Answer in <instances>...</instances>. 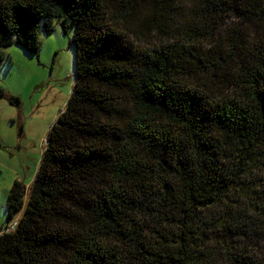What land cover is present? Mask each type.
Instances as JSON below:
<instances>
[{"label":"trees","instance_id":"obj_1","mask_svg":"<svg viewBox=\"0 0 264 264\" xmlns=\"http://www.w3.org/2000/svg\"><path fill=\"white\" fill-rule=\"evenodd\" d=\"M55 22L74 86L0 264H264V0H0V68Z\"/></svg>","mask_w":264,"mask_h":264},{"label":"rangeland","instance_id":"obj_2","mask_svg":"<svg viewBox=\"0 0 264 264\" xmlns=\"http://www.w3.org/2000/svg\"><path fill=\"white\" fill-rule=\"evenodd\" d=\"M71 37V30L65 34L55 22L51 34L41 32L38 56L15 44L2 49L0 88L5 96L0 98V232L9 223L5 204L13 183L18 180L27 190L31 188L49 129L70 99L75 79Z\"/></svg>","mask_w":264,"mask_h":264},{"label":"crops","instance_id":"obj_3","mask_svg":"<svg viewBox=\"0 0 264 264\" xmlns=\"http://www.w3.org/2000/svg\"><path fill=\"white\" fill-rule=\"evenodd\" d=\"M19 217H17L15 220H14V223L11 225V227L17 222ZM1 233V232H0Z\"/></svg>","mask_w":264,"mask_h":264}]
</instances>
